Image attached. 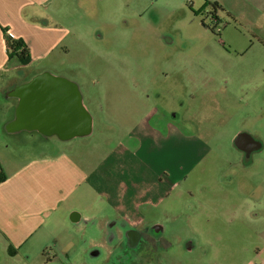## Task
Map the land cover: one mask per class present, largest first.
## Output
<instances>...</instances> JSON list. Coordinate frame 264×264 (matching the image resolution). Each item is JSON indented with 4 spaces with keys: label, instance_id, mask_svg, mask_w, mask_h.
Returning <instances> with one entry per match:
<instances>
[{
    "label": "crops",
    "instance_id": "0c3cea01",
    "mask_svg": "<svg viewBox=\"0 0 264 264\" xmlns=\"http://www.w3.org/2000/svg\"><path fill=\"white\" fill-rule=\"evenodd\" d=\"M84 2L0 0V264H93L86 258L100 257L102 249L109 258L113 247L139 246L143 239L159 245L143 238L148 216L172 212V201L164 205L177 193L182 169L189 175L204 159L194 163L207 141L182 140L178 114L150 108L148 96L125 94L127 81L103 82L108 94H94L91 109L80 81L62 73L82 41ZM196 2L216 24L231 21L225 29L233 24L226 35L232 48L248 36L264 50V0ZM9 37L28 46L29 64L9 60ZM96 123L120 136L94 137ZM250 138V145L235 143L246 157L235 177L216 179L210 188L221 192V214L235 221L209 226L222 238L207 241L205 254H192L190 264H264V174L248 171L264 167L251 158L264 147ZM134 232L140 238L133 240ZM242 232L251 238L239 239ZM248 245L255 256H246Z\"/></svg>",
    "mask_w": 264,
    "mask_h": 264
},
{
    "label": "rangeland",
    "instance_id": "374dc122",
    "mask_svg": "<svg viewBox=\"0 0 264 264\" xmlns=\"http://www.w3.org/2000/svg\"><path fill=\"white\" fill-rule=\"evenodd\" d=\"M196 1L85 0L80 11L82 41L71 50L62 73L80 81L90 108L94 94H108L103 82L127 81L125 94L148 96L150 108L178 114L175 124H180L182 140L199 136L208 142L201 141L204 148L194 155V163L204 159L189 175L182 169L177 193L165 202L167 208L172 201V212L152 211L141 230L149 234L147 239L160 240L159 245L143 239L139 246L113 247L109 258L102 249L100 257L86 258L93 264H190L192 254L204 255L207 241L222 238L218 227L209 226L235 221L221 214V192L210 188L216 179L235 177L239 161L246 158L235 146L238 136L248 134L264 147V50L248 36H239L240 44L232 48L226 35L233 24L225 29L231 21L216 24L211 12L198 10ZM241 30L248 31L245 26ZM236 49L246 51L237 54ZM209 75L213 81L207 84ZM113 131L100 130L96 123L94 137L104 132L118 138L120 133ZM254 154L251 158L264 161V150ZM248 171L263 175L264 167ZM238 238L251 236L242 232ZM244 250L247 257L255 256L252 246Z\"/></svg>",
    "mask_w": 264,
    "mask_h": 264
},
{
    "label": "trees",
    "instance_id": "16d2710c",
    "mask_svg": "<svg viewBox=\"0 0 264 264\" xmlns=\"http://www.w3.org/2000/svg\"><path fill=\"white\" fill-rule=\"evenodd\" d=\"M6 32V31H5ZM9 60H16L21 65H27L31 61V54L28 46L23 40L9 37ZM4 176L0 175V183Z\"/></svg>",
    "mask_w": 264,
    "mask_h": 264
},
{
    "label": "flooded vegetation",
    "instance_id": "af4514ba",
    "mask_svg": "<svg viewBox=\"0 0 264 264\" xmlns=\"http://www.w3.org/2000/svg\"><path fill=\"white\" fill-rule=\"evenodd\" d=\"M252 143V140H251V138L249 137V136H244V137H242V141H240V144L242 145V144H245L246 146L247 145H250ZM144 232V231H143ZM143 234V238H145V239H147L146 237L149 235L148 233L147 234H145V233H142ZM132 238H133V240L134 239H136V238H140V235H139V233H133L132 234ZM150 239H153V238H150ZM157 240V239H156Z\"/></svg>",
    "mask_w": 264,
    "mask_h": 264
},
{
    "label": "water",
    "instance_id": "95a60500",
    "mask_svg": "<svg viewBox=\"0 0 264 264\" xmlns=\"http://www.w3.org/2000/svg\"><path fill=\"white\" fill-rule=\"evenodd\" d=\"M245 135H242L239 137V139L236 141L238 144H240V141H242V137H244Z\"/></svg>",
    "mask_w": 264,
    "mask_h": 264
},
{
    "label": "built area",
    "instance_id": "2783aa9c",
    "mask_svg": "<svg viewBox=\"0 0 264 264\" xmlns=\"http://www.w3.org/2000/svg\"><path fill=\"white\" fill-rule=\"evenodd\" d=\"M0 175H2V170H1V168H0Z\"/></svg>",
    "mask_w": 264,
    "mask_h": 264
}]
</instances>
